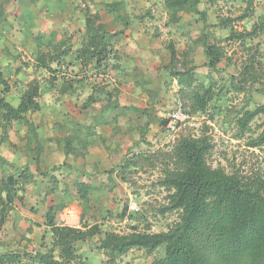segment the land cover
<instances>
[{"label": "rangeland", "instance_id": "1", "mask_svg": "<svg viewBox=\"0 0 264 264\" xmlns=\"http://www.w3.org/2000/svg\"><path fill=\"white\" fill-rule=\"evenodd\" d=\"M112 1L114 0H94L88 3V7L93 13L100 15L110 33L118 34L115 44V49L119 53L118 60L111 58L106 68L101 67L96 70L92 65H88L82 71L76 69L69 72V67L77 68V60L74 56L85 39L84 7L80 0H59L62 9L58 11V16L67 19L63 20L66 24L71 22L72 25L53 29L54 38L50 35L51 30L46 32L44 37L41 36L42 34L38 35L42 37V46L39 49L42 53L54 47H60L62 52L68 50L67 56L61 57L59 63L51 65L53 70H56L55 74L59 78H66V81H63L58 89L51 87L55 93L53 97L57 96L56 99L52 101L47 97L48 102L45 103L40 98L38 102L41 111L28 114L27 119L29 118L30 121L33 119L35 125L36 121L47 125L53 123L55 133L63 138L72 135L75 129L81 132L87 128L91 129L90 126L94 125L92 133L99 140L105 136L106 143H110L111 154L115 152L114 145L118 146L116 158L119 162L116 161L115 168L108 170L112 174L106 173L108 171L99 173L91 168L88 169L85 164L87 144L84 147L82 144L73 143L78 156L72 161L64 155V152L62 153V161L57 166L64 165L53 175L57 181L55 186L51 183L50 174L44 179L36 173L35 181L25 186L23 201L14 203V210L8 214L7 220L0 227V253L37 250L40 244L37 240L44 232V214L48 207H56L60 204V209L55 211L57 225L79 227L81 206L75 200L77 199L76 182L90 183L96 188L90 192L88 201L84 205L86 209H84L83 222L87 225L97 223L103 231H115L119 234L129 233L135 227L138 231L148 228L151 233H159L166 231L176 222L175 212L161 213L167 206L168 194L159 186L161 170L168 164L163 154L170 150V147L166 149V146L172 145L165 141L162 121L166 120L177 102L185 104V101L180 99L176 83L169 79L165 69L169 61V53L166 49L170 43L179 53L192 48L191 60L196 66L197 80L215 81L217 84L215 90L219 92V96L210 103V108L203 114V118L195 121L197 128L182 131L180 138H197L202 134L206 135L212 144V151L207 158L210 167H221L228 173L238 170L245 175L257 174L264 181V146L260 148L247 146L250 140L257 138L264 131V114L254 118L249 124V131L240 138L237 137L236 125L237 119L243 112L254 111L264 106V31L252 41L231 43L226 39L229 35L228 31L217 26L219 18L239 16V11L245 6L244 0H200L198 9L206 13L208 24L206 32L209 42L217 43L225 52V59L212 72L207 67L203 48L192 46V42L200 37L204 26L203 20L198 15L180 13V22L174 26L168 23L163 8L164 0H123L124 13L129 21V25L123 28L122 21L114 19L111 14L105 12V4H110ZM38 3L42 5L41 2ZM260 17L264 24V0H255L253 17L234 23L233 28L237 32L251 31L253 24L260 23L258 22ZM42 27L45 26L42 25L38 29L42 31ZM13 44L15 47L23 44L24 47L20 46L22 51L14 48L19 57L12 63H9L7 54L3 55V50H0L2 53L0 70L6 69V73H1H4V78L10 85L11 91L7 94L6 100L16 107L17 100L19 102L21 93L25 89L14 84L17 75L15 71L23 67L29 69L31 73L38 70L35 62L38 41L33 37L31 41L24 40ZM23 51H26V55ZM136 51L138 52L134 56ZM249 63L255 64V81L249 76L245 89L236 91L230 86L232 76L238 77L242 65ZM181 64H184L183 60ZM7 68L13 73H8ZM47 76L46 71L45 77L44 74L39 77L43 79ZM77 76L78 83L75 85L69 83L70 92L61 94L62 85L68 84L72 77ZM45 88L42 87V94ZM108 93L110 96H107ZM90 101L96 102L90 103ZM114 104L120 108L112 109ZM85 105L87 107L84 108ZM136 108L143 110L144 114L136 112ZM185 108L189 111L188 107ZM101 116L104 120H101ZM148 116L150 120L147 125ZM103 122H106V125ZM23 126L27 129L23 123L16 125L15 128L21 131ZM16 129L8 128L6 138L8 139L7 134L9 136L15 133ZM109 130L110 134L106 135ZM86 133L83 135L85 136ZM21 141L19 140V143ZM117 141L120 143L118 144ZM112 143L114 145H111ZM140 155L143 159L136 157ZM129 160H132L135 166L129 167L122 175L125 180L122 182L118 169L122 162ZM66 161L71 162V165ZM10 170L11 167H8L5 173L0 172V179L5 178L8 175L7 171ZM50 187H55L54 194L45 196L46 189ZM130 201L137 204L138 211L132 215L128 214L131 219L118 220V214ZM28 215L40 228L34 227L37 233L33 234L30 242L27 243L20 240V237L27 228ZM77 245L78 254L86 264H102L107 260L105 254L97 249V238ZM162 255L161 249L152 255H146L143 251L135 249L123 256L119 264H150L154 258Z\"/></svg>", "mask_w": 264, "mask_h": 264}, {"label": "trees", "instance_id": "2", "mask_svg": "<svg viewBox=\"0 0 264 264\" xmlns=\"http://www.w3.org/2000/svg\"><path fill=\"white\" fill-rule=\"evenodd\" d=\"M80 1L84 7L85 39L74 59L79 61L83 68L88 65H92L96 70L101 67L106 68L111 58L118 60L119 53L115 49L118 34L110 33L100 15L93 13L88 7V3L94 0ZM122 1L114 0L110 4H105V12L111 14L114 19L122 21L123 28H126L129 21L124 13ZM254 2L255 0H244L245 6L239 11V16L218 19L217 26L229 33L227 41L231 43L252 41L264 31L261 17L258 19L260 23L253 24L251 31L237 32L233 28L234 23L253 17ZM199 3L200 0H164L163 8L168 23L174 26L180 22V13L198 15L203 20L202 33L192 42V46L203 48L207 67L212 72L225 59V52L217 43L209 42L206 32L208 28L206 13L198 9ZM3 14V8L0 5V17H3ZM50 35L54 38L55 33L52 32ZM35 39L38 41L36 67L53 76L56 70H53L51 65L59 63L60 58L67 56L69 52L68 50L62 52L60 47H54L42 53L39 49L42 46V37L36 36ZM166 50L169 53V61L165 69L169 79L176 83L180 99L185 101V104H182L183 109L190 115L206 113L210 108V103L219 96V92L215 90L216 82L197 80L196 66L191 60L192 48L179 53L170 43ZM4 54L9 57V63L16 61L19 57L18 55L13 56L8 50ZM182 60L184 64L180 65ZM254 66L253 63L242 65L239 76H232L230 86L236 91H243L249 81V76L255 81ZM7 71L13 73L10 68H7ZM19 71L20 69L17 68L15 72ZM4 77L0 72V129L6 134L13 123H23L32 136L30 143H35L36 126L29 122L27 115L41 111L38 102L39 83L32 80L21 93L18 105L13 107L6 100L10 86ZM51 78L53 80V77ZM69 85H62L61 94L69 93L71 88ZM107 96L110 94L108 93ZM94 102L96 101H90V103ZM185 107H188L189 111ZM118 108L120 107L112 105V109ZM135 110L144 114L143 110L137 108ZM260 114H264V106L254 111L243 112L236 121L237 137L240 138L248 132L249 124ZM100 118L103 120L102 116ZM148 120H150L149 116L146 124L149 123ZM162 123L165 126V120ZM103 124L105 125V122ZM74 141L80 142L79 136L74 137V133L62 140L66 155H69L71 151L74 153L73 156H78L72 148ZM82 144L85 147L86 144ZM247 146L250 148L264 146V131L257 138L250 140ZM169 147L170 150L163 154L168 164L162 168V177L159 181V186L168 194L167 206L161 213L175 212L177 220L166 231L151 233L148 228L138 231L135 227L129 233L119 234L115 231H103L97 223L87 225L83 222L84 209H86L84 205L88 201L90 192L96 188L90 183L76 182L77 199L75 200L81 206L78 220L80 226L57 225L55 211L60 209V204L56 207H48L44 214V232L37 240L40 243L37 250L0 253V264H86L78 254L77 244L89 242L93 238L98 239L97 249L102 251L107 258L102 264H119L123 256L135 249L143 251L146 255H152L161 249L163 255L154 258L150 264H264V181L257 174L245 175L238 170L228 173L221 167H210L207 158L212 151V144L204 134L197 138H180L171 146H166V149ZM39 151L40 147L35 144L34 153L37 156ZM136 157L143 159L141 155ZM34 162L36 174L44 179L47 178L49 172H42L39 169L38 158H35ZM122 163L118 173L121 181L124 182L122 175L129 167L135 166V163L132 160ZM63 165L55 166L50 172L59 171ZM8 167H11L12 173L7 171L8 175L0 179V227L7 220L8 214L14 210V203L23 201L22 194L25 192V186L34 181V176L28 166L17 168L0 156V172L5 173ZM106 173L112 174L111 171ZM50 180L52 185L57 184L53 175ZM54 192L55 187L47 188L45 196L52 195ZM128 217L127 205H125L117 219L120 221L131 219V216ZM34 227L40 228L28 220L27 228L20 240L30 242Z\"/></svg>", "mask_w": 264, "mask_h": 264}, {"label": "crops", "instance_id": "3", "mask_svg": "<svg viewBox=\"0 0 264 264\" xmlns=\"http://www.w3.org/2000/svg\"><path fill=\"white\" fill-rule=\"evenodd\" d=\"M38 1L41 2L42 4L41 6L39 5ZM59 4H60L59 0H35V2H33L32 0H0V5L2 6L4 12L3 17H0V50H3V52L5 53L6 50H8L12 55H17V52L15 51L14 48H16L18 51H22V48L20 46L22 47L24 46L23 44H21V45H16L17 47H15L13 42H20V41L22 42L24 40L31 41L33 37L35 38L40 34H42L41 36L44 37L46 32H48L49 30H51L50 32H52L53 29H55L56 27L59 28L61 26H64L66 28V26L68 27V24H70L71 26L72 25L71 22H68L66 24L63 20H67V19L65 18L63 19L62 17L58 16V11L62 9ZM61 5L67 6V4H61ZM40 16H42L43 18ZM42 25H44L45 27H42L43 29L41 31L38 28L39 27L41 28ZM137 52L138 51H136L134 56H136ZM25 53L26 51H23V54ZM0 57H2V53H0ZM76 66L77 68L69 67L68 68L70 69L69 72L75 71L76 69L78 71H82L84 69L83 67H81L79 61H76ZM0 72L6 73V69H1ZM45 73L46 71L41 68H38V70L35 73H31L29 69L23 67L17 73L16 79H14L13 82L14 84H16V86L20 85L21 88L24 87L23 88L24 90L32 80L38 81L40 87L39 99L41 98L45 103H47L48 102L47 97H49L50 100L52 101L57 97V96L53 97V95L55 96V93H53L54 90H52L50 86H53L58 89L60 88L61 83L63 81H66V78L65 79L59 78L56 74L52 76L49 72H47L48 76L46 78L42 79L39 77L41 74L42 75L44 74L45 77ZM75 74H77V72ZM51 77H53V80H51L52 79ZM67 77H69V75ZM40 79L41 81L39 82ZM78 80H79L78 76L75 78L72 77L71 80L68 81V84L73 83L75 85L76 83H78ZM51 83L53 85H51ZM42 87H46L43 94L41 92ZM44 116H46V114ZM32 121L34 120L32 119ZM32 121L29 120V122ZM16 125L19 124L13 123L11 125V129L12 128L13 130L16 129L15 128ZM35 126H36L35 143L32 142L30 143V139L32 138V136L28 133V129H26L24 126L21 131L19 128H17L15 130L16 131L15 133L9 134V136L7 134L8 139L6 138L5 133H3L4 135L2 134L3 131L0 129V156L4 158L8 163L12 164L17 168H23L28 166L33 176L36 173L35 172L36 165L34 160L35 158H38L39 169L42 172L46 171L49 172L50 175H55L56 172H50V170L55 166H57V164H60L62 161V153L64 152L62 140L64 138L61 135L55 133V129H54L55 126H53V123L47 125V124H39L36 121ZM93 126L94 125L90 126L91 129L89 128L86 129L88 130L87 133L85 132L86 130L84 129H82L84 131L81 132L79 129H75L74 137L79 135L80 142L74 141L73 143L74 145L75 144L81 145L82 143L87 144L88 151L85 154L86 167L88 169L91 168L92 170L98 171L99 173H105L106 171L115 168V165H117L116 161L119 162L118 158H116L118 154V149H117L118 146L114 145V143L111 144L114 145V147H116L115 152L111 154L109 150L110 143H106V138H104L105 136L101 137V140H99L92 133L94 131ZM7 132L8 131H6V133ZM84 133H86L85 136L89 138H86L83 135ZM109 134H110V130L106 132V135ZM16 138H17V142H15ZM19 140H22L21 143H19ZM90 140L92 141V143ZM10 143H11V148H10ZM73 143H72V148H73ZM117 143L119 144L120 142L117 141ZM35 144H37L40 147V151H39L40 153L38 152L39 153L38 156L37 154L34 153ZM123 152H125L124 149ZM73 154L74 153L69 151V155H67V158L73 161V158H75ZM64 155L66 156L65 153ZM81 156L82 155H80L79 157L81 158ZM79 157H77V159H80ZM66 163L71 165V162L69 161H66ZM33 180L35 181V177H33ZM30 219L32 220V222H35L28 215V220ZM36 233H37L36 229L33 228L30 238H32Z\"/></svg>", "mask_w": 264, "mask_h": 264}, {"label": "built area", "instance_id": "4", "mask_svg": "<svg viewBox=\"0 0 264 264\" xmlns=\"http://www.w3.org/2000/svg\"><path fill=\"white\" fill-rule=\"evenodd\" d=\"M198 118H203V114L198 113L194 116L189 115L182 107L180 102H177L173 111L165 120V141L166 143H175L180 138V133L186 129L197 128L195 122ZM138 211L137 204L131 201L128 204V212L136 213Z\"/></svg>", "mask_w": 264, "mask_h": 264}, {"label": "clouds", "instance_id": "5", "mask_svg": "<svg viewBox=\"0 0 264 264\" xmlns=\"http://www.w3.org/2000/svg\"><path fill=\"white\" fill-rule=\"evenodd\" d=\"M180 103H181V102H180ZM181 104H182V103H181ZM13 107H14V106H13ZM189 115H190V114H189ZM195 115H196V114H195ZM191 116H194V115H191ZM179 139H180V138H179ZM170 144H173V143H170ZM130 202H131V201H130ZM133 202H134V201H133ZM128 204H129V203H128ZM128 204H127V212H128ZM128 214H131V213L128 212ZM132 214H133V213H132ZM132 214H131V215H132Z\"/></svg>", "mask_w": 264, "mask_h": 264}]
</instances>
